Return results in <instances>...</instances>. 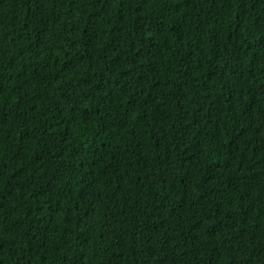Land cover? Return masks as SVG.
Masks as SVG:
<instances>
[{"label": "trees", "instance_id": "16d2710c", "mask_svg": "<svg viewBox=\"0 0 264 264\" xmlns=\"http://www.w3.org/2000/svg\"><path fill=\"white\" fill-rule=\"evenodd\" d=\"M0 264H264V0H0Z\"/></svg>", "mask_w": 264, "mask_h": 264}]
</instances>
